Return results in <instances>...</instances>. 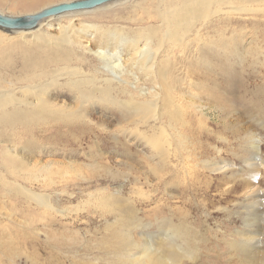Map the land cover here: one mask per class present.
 Here are the masks:
<instances>
[{
  "label": "rangeland",
  "instance_id": "rangeland-1",
  "mask_svg": "<svg viewBox=\"0 0 264 264\" xmlns=\"http://www.w3.org/2000/svg\"><path fill=\"white\" fill-rule=\"evenodd\" d=\"M64 1L70 0H0V11L22 15ZM79 15L72 16L75 26L89 30L83 38L94 48L117 51L120 46L126 62L118 70L133 81L131 71L138 67L129 60L136 54L129 39L143 27H160L155 2L126 0ZM68 17L54 18L46 30L56 36L59 23L69 24ZM221 21L201 30L196 57H181L180 50L172 57L182 80L171 91L182 108L176 123L168 116L154 121L127 107L130 97L116 80L112 88L98 87L111 76L98 52L46 67L63 73L44 94L51 107L33 110L31 120L0 122V264H128L127 249L138 251L129 243H140L142 250L147 234H159L170 222L191 223L205 233L193 240L200 260L183 264L241 263L239 243L228 247V242L240 238L235 230L249 212V190L258 191L264 209V23L242 30L244 19ZM89 24L122 28L129 39L95 36ZM2 36L14 34L0 29ZM19 45L23 52L13 54L14 64L0 63V88L25 84L21 59L29 50ZM70 67L80 74L70 75ZM137 74L139 87L153 91L154 81ZM70 78L80 87L69 84ZM129 85L136 100L148 96ZM80 89L85 90L82 97ZM161 128L169 135H163L171 143L168 155L157 145ZM34 195L46 198L50 207ZM202 202L210 203L209 217ZM121 205L140 217L139 228L127 227ZM258 227L255 251L257 263L264 264V221Z\"/></svg>",
  "mask_w": 264,
  "mask_h": 264
},
{
  "label": "bare ground",
  "instance_id": "bare-ground-1",
  "mask_svg": "<svg viewBox=\"0 0 264 264\" xmlns=\"http://www.w3.org/2000/svg\"><path fill=\"white\" fill-rule=\"evenodd\" d=\"M123 1L126 0H118L116 2L102 5L90 10L67 11L64 13L47 16L42 19L39 25L34 29L12 30L10 32H12L14 36L0 37V63L4 66L5 63L14 64V62L16 61V56L13 57L14 53L19 51L20 54V52H23V47H20V43L23 42L29 50L25 52V55L24 53H22L23 57L22 59L20 58L23 63V66L21 65V71L22 73L27 74L25 75L27 79L24 78V80L22 81V84H25L21 85L20 87L18 86V88H10L13 85L6 89L0 88V122L25 119L31 120L32 118H34V115H32L33 110L49 109L51 106L49 101L44 97V94L48 91L50 86H53L54 82H60L61 77L59 78L58 76H60V74L62 76L63 73L59 71L48 72L46 70V67H48L49 65L51 66L52 64H58L60 61H71L74 60V58L83 59L84 55H88V52L90 51L94 53L98 52V54L96 55L99 57L101 63L106 67L107 72L111 75L109 77H103L98 87L104 86L107 88H112L111 83L116 80L119 83V86L124 88H122V90L126 92L130 97V99L128 98L129 100L127 101V107H132L139 114H147L151 119H154V121L163 122L164 119L168 116L173 121L177 119L178 122V119L182 114V108H180V106L176 104L173 96L171 95V91L174 88V83H181L182 81H179L181 77H178V75H176L177 73L175 74V62L172 59V57L175 56L177 52H179L178 50H180V53H182L180 55L181 57H188V60H190L191 57L196 55L194 43L195 41L201 40V30L205 27L207 28V26H210L215 22H220L223 17L230 19H244V22H240V28L242 30H251L257 25L264 23V0H152L157 6V16L159 18L158 20L161 22L160 27L158 29H155V27L151 26L143 27L138 30L137 35L133 36L132 39L128 38V34H126L124 30L121 31L122 28H102V26H99L97 24H89V27L94 31L95 36L99 32L101 33V35L106 34L108 38L112 40L116 39L119 42H127V40L129 39V42L132 44L136 53L134 54L135 56H133L129 60H134V63H136L135 67H138V71H131L134 73H132V75H134V80L132 81L131 78L129 79V77L123 76L122 72H120L122 71V68H124V63L126 62V60L123 61V50H121L120 46H117L119 49L117 51H115L116 48L114 47L115 52L109 49V47H107L106 49L94 48L92 44L89 43L90 39L83 38L85 37L83 36V34L87 33L89 30L81 29L80 27L76 28L74 21L75 18L73 19L72 17L78 14L81 15L82 13L109 8L110 6L118 4L120 2L122 3ZM47 7L49 6L41 8L38 11H41ZM38 11H35L33 13H36ZM62 16H71L70 18L68 17L69 24L59 23V31L57 35H50L49 31L46 30L48 29L46 27L53 26L52 20L54 18H60ZM247 20H249L248 22L250 24H254L251 26V28H249L250 26H247ZM142 40L144 41V46L140 47L139 42ZM30 51L33 53L28 55L27 52ZM19 54L17 53V55ZM70 68L72 69L69 71L70 73L68 72L70 75L79 73L78 68ZM118 68H120V71L118 70ZM139 72L143 74L145 78L154 81L153 86L151 85L152 87H154L153 91H150V88L148 89L144 86L139 87L138 80L141 77L137 74ZM41 77L43 82H37L39 81V79H41ZM72 80L74 79H69V81H71L69 84H76L77 88H79L80 81L78 82L77 80ZM104 83L105 85H103ZM129 84H134L133 88L135 90H138L141 95L148 96L143 98V100H136ZM94 85L97 86V84ZM83 91L85 90H79L81 97L84 95ZM23 112L24 114H22ZM174 122L176 123V121ZM186 124H188L187 121ZM160 132L159 133L161 134V138H159L157 145H160L162 148V152L168 155L171 150L169 148V145L171 144L170 140L164 139L165 136L163 137V135L167 134L166 130L162 129ZM167 136L169 135L167 134ZM256 149H258V147H256ZM187 153V157H191V152L188 151ZM248 164L253 165L254 163L249 162ZM242 186L243 185H241L240 187ZM248 193L250 194L247 197V200H249V202H247L249 212H247V217L244 218L243 227L235 230V234L239 235L240 240L236 238H234L233 240L230 239V241L228 242L229 246H227L231 247L238 245L237 243H239V247L244 254V257H239L241 262L240 264H258L257 261L260 254H258L255 250H257L258 248L256 244L259 243V240L258 242H256V240L258 239L256 235H258L259 231L256 227L257 225L260 227L261 222L264 221V209L262 206L263 203L261 205V201H258V198L260 197L258 191H256V189H251L248 191ZM34 196L39 198L37 200L38 203L50 207V203L46 200V198H43L39 195ZM209 206L210 203H200V207L208 217L210 215ZM120 210L122 212L121 214H125L128 216L127 227H131V229H133V227L136 229L139 228V223H137V221H140V217L137 216V214H134V212L130 208H125L122 205ZM178 218L179 217H177V219ZM189 222L193 221L189 220ZM206 222L207 221H205V224ZM179 223L175 225L173 222H170V225H168L169 228L162 229L159 234H147L146 240L144 242L145 247H143L142 250L140 243H129L130 247L135 248V250L137 249L138 251H133L132 253L131 248L127 249L128 252L126 254H128V256L124 258L127 260L125 262H128V264H183L188 259L197 263L200 258L196 253H194L195 251L198 253V247L194 245L196 240L195 242H193V240L196 239V236L202 237V235H204L205 233H199V231H196V229H194V227L190 225L191 223ZM140 226L144 227L146 225ZM209 227H207V229ZM217 230L218 233L223 232V229L220 227ZM218 233L214 236L218 237ZM142 235L145 236V234ZM200 239L201 238H197L198 241H200ZM175 240L177 243H174ZM153 243L154 245H157V247H154V245H152ZM173 243L176 244V247L173 245ZM140 250L141 252L143 251L144 254H141ZM139 252L140 254H138ZM262 260H264V258H262ZM259 263H261V261Z\"/></svg>",
  "mask_w": 264,
  "mask_h": 264
},
{
  "label": "water",
  "instance_id": "water-1",
  "mask_svg": "<svg viewBox=\"0 0 264 264\" xmlns=\"http://www.w3.org/2000/svg\"><path fill=\"white\" fill-rule=\"evenodd\" d=\"M116 1L118 0H72L51 5L36 13L22 15H11L0 11V28L9 31L34 29L47 16L67 11L90 10Z\"/></svg>",
  "mask_w": 264,
  "mask_h": 264
}]
</instances>
